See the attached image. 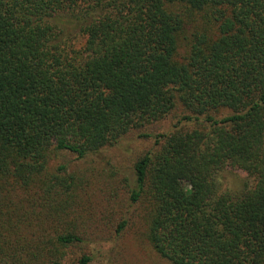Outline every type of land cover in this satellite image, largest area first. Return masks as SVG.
Returning a JSON list of instances; mask_svg holds the SVG:
<instances>
[{"label": "trees", "instance_id": "1", "mask_svg": "<svg viewBox=\"0 0 264 264\" xmlns=\"http://www.w3.org/2000/svg\"><path fill=\"white\" fill-rule=\"evenodd\" d=\"M178 109L123 178L144 241L170 264H264V0H0V264H91L113 242L67 156ZM232 169L251 182L225 186Z\"/></svg>", "mask_w": 264, "mask_h": 264}, {"label": "rangeland", "instance_id": "2", "mask_svg": "<svg viewBox=\"0 0 264 264\" xmlns=\"http://www.w3.org/2000/svg\"><path fill=\"white\" fill-rule=\"evenodd\" d=\"M82 40L79 37L75 45L80 46ZM181 112L178 109L160 122L139 131H131L116 146L95 157L96 160L89 159V163L84 164L71 155L67 156V161L72 167L78 165L86 170L92 169L90 173L94 175L96 182L89 187L90 193L86 196L85 203L87 207H93L98 214L99 237L113 242L107 243L97 239L91 246L96 256L91 264H170L144 241L141 219H133L136 214L132 215L133 212L128 207L123 178L131 171L134 160L154 146L155 135L167 132ZM58 159L52 160V164H57ZM221 179L225 186L235 190L243 187L246 182H251L245 172L234 169L224 172ZM122 218L126 219L127 226L120 235L114 237L112 233Z\"/></svg>", "mask_w": 264, "mask_h": 264}]
</instances>
